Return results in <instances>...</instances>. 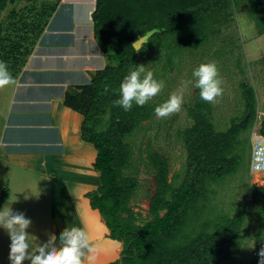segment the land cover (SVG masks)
<instances>
[{
  "label": "trees",
  "instance_id": "obj_1",
  "mask_svg": "<svg viewBox=\"0 0 264 264\" xmlns=\"http://www.w3.org/2000/svg\"><path fill=\"white\" fill-rule=\"evenodd\" d=\"M8 0H0V12ZM249 13L264 33V0H246ZM230 0H96L92 18L97 43L108 58L104 68L97 70L88 84L75 92H66L64 103L83 115L81 135L97 150L94 168L100 173L98 186L87 192L90 205L97 209L110 236L122 243L123 264H218L228 258L236 245L243 222L240 210L232 217L208 223L192 235L184 234L190 216L198 214L199 201L206 196L208 180L224 176L241 161L239 135L244 130L240 117L231 119L226 130H217L211 120V103L199 98V89L190 107L193 119L184 130L187 150L185 175L178 186L170 181V165L161 153H149L155 172V190L150 198L151 218L138 222L129 205L139 186L138 179L126 173L132 147L126 138L139 125L152 117L153 107L146 103L125 111L115 101L124 76L140 65L148 42L178 29L187 21L200 24L206 14L215 15ZM0 24V35H1ZM154 31L139 51L133 42ZM180 45L187 44L185 39ZM244 113L250 122L257 117L256 92L242 83ZM108 115L106 120L104 117ZM105 123V125H103ZM264 134V118L260 125ZM253 197L264 201V185L251 187ZM9 196L5 186L0 195V208ZM210 225V224H209ZM60 232L55 243L58 244ZM120 258L108 264H118ZM258 261L264 264V256Z\"/></svg>",
  "mask_w": 264,
  "mask_h": 264
},
{
  "label": "rangeland",
  "instance_id": "obj_2",
  "mask_svg": "<svg viewBox=\"0 0 264 264\" xmlns=\"http://www.w3.org/2000/svg\"><path fill=\"white\" fill-rule=\"evenodd\" d=\"M23 2L19 6L22 13L29 12V9L38 12L50 9L52 12L57 8L55 2L44 6L25 3L30 2L29 0ZM25 24L22 23L21 30ZM181 39H185L187 44L180 45ZM148 40L149 38L141 47ZM209 61L216 63L223 88L222 94L210 102L211 120L217 130H226L233 117H240V123L244 127L237 145L241 161L226 175L208 180L206 196L197 206L199 213L190 216L184 234H194L205 223H208V229L212 231L215 223L232 217L241 210L243 222L240 237L231 255L218 264H263L257 258L264 252V201L260 202L253 197L251 187L264 185V174H251L250 156L252 133L260 127L264 118V33L259 32L246 0H230L215 15L206 14L200 24L187 21L178 29L162 34L146 45V55L140 59V64L152 71L154 78L164 81L161 91L147 103L154 110L174 92L179 93L183 89L184 96L179 111L165 117H158L154 111L151 118L143 121L126 138L132 147L131 162L126 173L139 181L129 205L135 211L138 222L151 218L149 203L156 186L154 168L149 161V153L152 151L159 152L168 159L172 184L178 186L181 183L187 159L184 130L193 123L189 109L197 94V88L187 82L191 80L194 83L193 69ZM242 83L253 86L256 92L257 117L253 122L244 113ZM7 85H0V90L6 89ZM107 117L108 115L104 119ZM37 168L39 167L36 165L22 167L0 163V194L5 186H8L11 194L10 203L3 211H23L30 216L32 223L28 228V235L32 248H38L49 237L56 238L57 233H61L62 230L58 228L61 218L66 219L64 222H69L71 227L76 226L74 217L78 210L71 204H82L79 189H65L57 196L53 194L50 182L42 180L39 173L33 171L38 170ZM93 169L96 170L94 167ZM88 181L90 180L81 183ZM93 183L97 187L99 177L88 187H92ZM95 212L100 215L98 211ZM106 230L104 223L96 221L89 225L88 233L98 248L91 264H104L111 259L113 262L120 256L121 249L116 253L115 248L116 245L122 248V243L108 236ZM9 244L7 230L0 227V264H10ZM22 264H28L27 259Z\"/></svg>",
  "mask_w": 264,
  "mask_h": 264
},
{
  "label": "crops",
  "instance_id": "obj_3",
  "mask_svg": "<svg viewBox=\"0 0 264 264\" xmlns=\"http://www.w3.org/2000/svg\"><path fill=\"white\" fill-rule=\"evenodd\" d=\"M23 1L8 0L0 12V64L12 78L0 90V163L38 166L33 171L50 182L56 196L79 189L82 204H71L79 212L73 209L74 221L89 232L92 222L105 224L86 196L100 175L93 169L97 150L82 138L83 115L65 105L64 97L108 63L94 31L96 0H29L25 3L41 6L55 2L57 8L22 13ZM85 180L90 181L81 183ZM10 200L9 192L0 209ZM60 220L59 230L71 227ZM119 249L116 245V253Z\"/></svg>",
  "mask_w": 264,
  "mask_h": 264
},
{
  "label": "clouds",
  "instance_id": "obj_4",
  "mask_svg": "<svg viewBox=\"0 0 264 264\" xmlns=\"http://www.w3.org/2000/svg\"><path fill=\"white\" fill-rule=\"evenodd\" d=\"M135 45V44H133ZM140 49L137 48L136 51ZM194 83H187L199 89V98L203 101L213 102L223 92L218 67L214 61L203 62L192 71ZM11 76L6 67L0 64V85L11 83ZM164 87V81L154 78L150 70L143 64L127 73L119 85L120 96L115 103L125 111L137 106L145 105L157 95ZM184 90L172 93L163 103L154 109L158 117H165L179 111L183 103ZM32 220L23 211L13 212L11 209H0V227L7 230L10 237L8 258L10 264H91L98 251L97 245L92 241L88 231L81 226L67 227L60 233V246L55 243V237L39 244L38 248L30 247L31 241L28 228ZM264 256V252L261 253Z\"/></svg>",
  "mask_w": 264,
  "mask_h": 264
},
{
  "label": "built area",
  "instance_id": "obj_5",
  "mask_svg": "<svg viewBox=\"0 0 264 264\" xmlns=\"http://www.w3.org/2000/svg\"><path fill=\"white\" fill-rule=\"evenodd\" d=\"M252 150L250 156V172L264 174V134L260 127L252 133Z\"/></svg>",
  "mask_w": 264,
  "mask_h": 264
},
{
  "label": "water",
  "instance_id": "obj_6",
  "mask_svg": "<svg viewBox=\"0 0 264 264\" xmlns=\"http://www.w3.org/2000/svg\"><path fill=\"white\" fill-rule=\"evenodd\" d=\"M153 32H154V31H150V32H148L147 34H145V35H143V36H140L136 41H134V42H133V44H135V45H133L134 48H135V49H137V48L140 49L142 43H143L145 40H147V39L153 34ZM119 258H120V256H119ZM118 264H123V260H122V258H120V261H119Z\"/></svg>",
  "mask_w": 264,
  "mask_h": 264
},
{
  "label": "bare ground",
  "instance_id": "obj_7",
  "mask_svg": "<svg viewBox=\"0 0 264 264\" xmlns=\"http://www.w3.org/2000/svg\"><path fill=\"white\" fill-rule=\"evenodd\" d=\"M258 177H260V176H258Z\"/></svg>",
  "mask_w": 264,
  "mask_h": 264
}]
</instances>
